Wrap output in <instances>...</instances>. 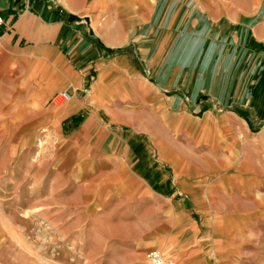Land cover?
I'll list each match as a JSON object with an SVG mask.
<instances>
[{
    "label": "crops",
    "instance_id": "0c3cea01",
    "mask_svg": "<svg viewBox=\"0 0 264 264\" xmlns=\"http://www.w3.org/2000/svg\"><path fill=\"white\" fill-rule=\"evenodd\" d=\"M0 16V109L57 130L93 229L172 264H264V0H0Z\"/></svg>",
    "mask_w": 264,
    "mask_h": 264
},
{
    "label": "rangeland",
    "instance_id": "374dc122",
    "mask_svg": "<svg viewBox=\"0 0 264 264\" xmlns=\"http://www.w3.org/2000/svg\"><path fill=\"white\" fill-rule=\"evenodd\" d=\"M166 66L172 73L181 64ZM56 135L55 128L0 109V264L145 263L146 252L118 247L111 223L93 229L86 200L64 188L73 158Z\"/></svg>",
    "mask_w": 264,
    "mask_h": 264
},
{
    "label": "built area",
    "instance_id": "2783aa9c",
    "mask_svg": "<svg viewBox=\"0 0 264 264\" xmlns=\"http://www.w3.org/2000/svg\"><path fill=\"white\" fill-rule=\"evenodd\" d=\"M3 25V19L0 16V28ZM71 99V95L68 91H61L54 96L52 103L58 106L62 103L68 102ZM147 264H172L171 259L164 257L156 250H151L146 254Z\"/></svg>",
    "mask_w": 264,
    "mask_h": 264
}]
</instances>
